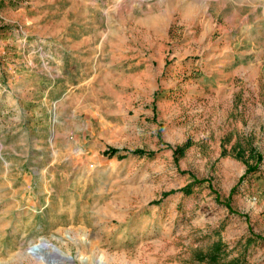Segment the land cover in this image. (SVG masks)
Instances as JSON below:
<instances>
[{
    "label": "rangeland",
    "instance_id": "rangeland-1",
    "mask_svg": "<svg viewBox=\"0 0 264 264\" xmlns=\"http://www.w3.org/2000/svg\"><path fill=\"white\" fill-rule=\"evenodd\" d=\"M42 242L264 264V0H0V264Z\"/></svg>",
    "mask_w": 264,
    "mask_h": 264
},
{
    "label": "bare ground",
    "instance_id": "bare-ground-1",
    "mask_svg": "<svg viewBox=\"0 0 264 264\" xmlns=\"http://www.w3.org/2000/svg\"><path fill=\"white\" fill-rule=\"evenodd\" d=\"M47 250H50L51 253H49ZM31 252L36 255H39V258L42 261L49 264H63L61 263L60 259L68 261L69 263L73 261L72 257H70L69 255H65L58 248L48 242H42L38 245H35L31 248Z\"/></svg>",
    "mask_w": 264,
    "mask_h": 264
},
{
    "label": "trees",
    "instance_id": "trees-1",
    "mask_svg": "<svg viewBox=\"0 0 264 264\" xmlns=\"http://www.w3.org/2000/svg\"><path fill=\"white\" fill-rule=\"evenodd\" d=\"M188 146L189 145L186 144V145L176 148L173 154L179 155V156L183 155L184 151L188 148ZM135 154L136 155H148V156L152 155V153H145L143 151H135ZM191 187L192 186L185 187L183 189V192L185 194H189L191 192ZM217 248H218L217 246H214V251H212L209 255L206 256V258L212 263H214L217 260V256H216V251L218 250Z\"/></svg>",
    "mask_w": 264,
    "mask_h": 264
}]
</instances>
